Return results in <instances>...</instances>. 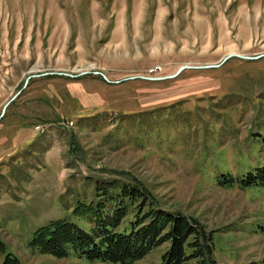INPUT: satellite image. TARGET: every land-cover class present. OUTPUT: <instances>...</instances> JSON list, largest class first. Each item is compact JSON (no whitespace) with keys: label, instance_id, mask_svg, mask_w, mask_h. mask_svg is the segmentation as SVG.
I'll use <instances>...</instances> for the list:
<instances>
[{"label":"rangeland","instance_id":"rangeland-1","mask_svg":"<svg viewBox=\"0 0 264 264\" xmlns=\"http://www.w3.org/2000/svg\"><path fill=\"white\" fill-rule=\"evenodd\" d=\"M262 165L264 0H0V264H117L30 244L90 229L76 206L107 180L197 216L217 264H264V188L221 184Z\"/></svg>","mask_w":264,"mask_h":264},{"label":"trees","instance_id":"trees-1","mask_svg":"<svg viewBox=\"0 0 264 264\" xmlns=\"http://www.w3.org/2000/svg\"><path fill=\"white\" fill-rule=\"evenodd\" d=\"M222 185L264 188V165L241 176L224 174ZM97 199L81 201L75 213L91 224L58 218L36 230L31 246L42 254L63 258L71 251L90 261L133 264L167 245L160 264H217L213 236L197 216L158 204L142 183L97 181ZM4 250L0 241V252ZM1 264H24L12 252Z\"/></svg>","mask_w":264,"mask_h":264},{"label":"water","instance_id":"water-1","mask_svg":"<svg viewBox=\"0 0 264 264\" xmlns=\"http://www.w3.org/2000/svg\"><path fill=\"white\" fill-rule=\"evenodd\" d=\"M232 55H235V54H229L227 57H225V59H224V61H226L228 58H230ZM245 58H258V57H249V56H244ZM223 61V62H224ZM222 64V63H221ZM221 64H218V65H214V66H212V67H218V66H220ZM188 66H186V65H184V66H181L180 68H179V70L176 72V73H174V74H172V75H169V76H167V77H159V78H152V77H150V78H148V79H163V78H174V77H176V76H178V74L183 70V69H185V68H187ZM88 73H90V71H84V72H82V73H80L79 75H84V74H88ZM66 75H70V76H72V77H76V76H79V75H74V74H70V73H65ZM94 74H98V75H102L104 78H106L107 79V77H106V75H105V73H103V72H101V71H94ZM143 78H145V77H143ZM14 98V97H13ZM13 98L10 100V101H8L6 104H5V106H4V109H3V113L5 112V110L7 109V107H8V105L10 104V102L13 100ZM3 113H2V115H3Z\"/></svg>","mask_w":264,"mask_h":264},{"label":"built area","instance_id":"built-area-1","mask_svg":"<svg viewBox=\"0 0 264 264\" xmlns=\"http://www.w3.org/2000/svg\"><path fill=\"white\" fill-rule=\"evenodd\" d=\"M158 69H160V67H155V68L152 70V72H155V71H157Z\"/></svg>","mask_w":264,"mask_h":264}]
</instances>
